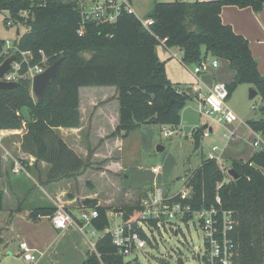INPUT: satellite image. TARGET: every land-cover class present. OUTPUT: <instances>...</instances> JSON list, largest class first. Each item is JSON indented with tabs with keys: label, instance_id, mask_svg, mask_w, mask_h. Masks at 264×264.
Listing matches in <instances>:
<instances>
[{
	"label": "trees",
	"instance_id": "1",
	"mask_svg": "<svg viewBox=\"0 0 264 264\" xmlns=\"http://www.w3.org/2000/svg\"><path fill=\"white\" fill-rule=\"evenodd\" d=\"M226 6L260 12L264 1L163 3L155 0L150 17L155 25L151 31L135 14L123 13L114 24L86 23L84 34L80 35L83 19L76 2L55 0L40 5L36 0H0V13H10L12 27L17 28L18 35V27H27L25 36L15 40L21 50L32 51L37 61L41 58L39 52L44 51L49 66L64 58L61 72L43 100L32 99L30 81H21L19 88L0 91V131L18 130L26 123L23 152L35 157L37 162L48 164L47 179L57 182L83 174L89 168L57 132L59 128L80 127L81 88L118 90L120 121L111 137L119 133L128 137L145 125L172 129L180 126L182 111L197 94L192 93L190 86L174 84L168 78L166 64L157 53L164 39H167L166 48L181 49L185 66H198L209 55L227 60L236 74L228 86L230 95L238 86L249 84L264 96V77L248 40L222 21L221 12ZM23 12L27 15L22 16ZM5 46L6 40L0 38V55ZM85 50L94 51L95 56L84 59L81 54ZM24 108L29 110V119L22 114ZM250 127L262 132L264 121L251 122ZM199 141L197 138L196 148ZM2 169L0 147V173ZM230 169H235L238 180L224 174L219 162L203 161L187 181L192 188L190 202L194 209H209L217 206L216 197L220 195L222 209L231 211L235 221L232 234L237 246L235 264H264V151L258 152L249 163L234 161ZM220 184L223 187L218 190ZM86 204L99 212L91 221L92 227L98 232L109 228V210L97 200H87ZM3 209V196H0V211ZM142 210L138 204L125 207L120 214L128 224ZM56 211L55 207L42 206L33 210L30 219L52 217ZM84 264H125V256L118 253L111 235L106 234L97 242L96 250L88 253Z\"/></svg>",
	"mask_w": 264,
	"mask_h": 264
},
{
	"label": "rangeland",
	"instance_id": "2",
	"mask_svg": "<svg viewBox=\"0 0 264 264\" xmlns=\"http://www.w3.org/2000/svg\"><path fill=\"white\" fill-rule=\"evenodd\" d=\"M61 1L76 2L80 6L86 0ZM157 1L193 3L198 0ZM132 3L134 12L141 21L150 19L153 15L155 0H132ZM224 9H227V6ZM9 14L8 11L0 13V38L16 40L18 37L25 36L27 27H18V35L16 27L7 28L5 26L6 18L10 17ZM81 55L88 60L95 56V52L85 50ZM28 59L31 58L28 57ZM43 59L38 57L37 61L35 55L31 65L35 66L41 63ZM172 60L183 69L177 59L172 57ZM201 64L204 65L205 69L199 78L206 87H211L216 83L229 86L235 79L236 74L225 59L214 58L209 55ZM45 65L46 69L50 67L49 60L46 59ZM194 68L191 66L192 71L187 69L184 71L187 81L191 80L196 85L197 79L191 74ZM174 73H176L175 70ZM173 80H175L173 81L174 84L181 82L176 81V79ZM30 82V96L34 101H37L33 93V81ZM94 89H96L95 91H104L101 88ZM252 89H255L253 85L242 84L230 95L228 106L242 120V122L239 121L234 124H218L201 115L198 110L199 101L194 100L188 102L182 115V124L173 129L145 125L133 131L128 137H123L119 133L114 137L93 139L92 135L95 136L96 131L94 132L92 128L89 129V123L86 122L83 131H71L70 135H74L72 140L77 139L75 143L78 145H75V150H73L84 159L89 168L83 174L73 178L50 182L47 179L50 166L45 162H37L35 157L25 153L26 156L17 159L21 164L23 162L29 172V176L25 174L19 176L21 179L19 186L24 188L26 192L20 201H24L25 204L22 205L25 206L33 205V210L42 206H52L56 209L62 207L72 213L74 218L82 219V210L91 209L86 201L97 200L101 206L109 210L108 216L112 229L125 224L123 215L115 217L116 214H120V211L125 207L141 204L155 187L163 188L173 194L184 189L189 177L201 166L203 161L209 158L214 147L218 148L219 164L224 174L227 175L234 161L249 163L258 152L264 151V146L254 147V142H260L261 137L264 141V131L260 132L261 137L258 139L256 132H253L247 123V120H250L249 117L260 116L264 108V96L262 94L259 93L253 100L250 99ZM91 90L92 88H85L80 93V100L83 108L87 110V117L95 116L97 110L91 109L94 105L88 98ZM111 93L110 91L107 94ZM109 107H113L112 103L109 104ZM22 114L26 118H30L27 108L22 110ZM195 124H198L199 128L194 129ZM205 126L213 129V132L208 130L209 136L207 137L203 136L207 132V129L205 131L202 129ZM60 129L57 132L63 139ZM169 131H173L174 134L167 137L166 133ZM2 132L5 134L1 147L2 152H5L3 147H6L10 152L18 155L16 149H18V143H21L22 149L24 136L27 133L26 123L21 129H5ZM99 133L98 128L97 135ZM197 138L200 139L199 148H196ZM117 139L120 144H117ZM159 146L164 147V150L158 151ZM34 160L35 162L32 164ZM13 162L10 159L9 164L11 165ZM154 167L161 169L158 175L153 173ZM3 183H6L4 179ZM6 189L8 188L6 187ZM1 190L0 176V192ZM51 192L53 193L51 194ZM16 204L18 205L19 202L16 201ZM6 215L4 211H0V232L5 238V244H7L6 248L1 245L0 264H83L89 250H92L89 240L96 243L104 235V232L96 231V236L93 237L91 234H93L94 229L89 224L84 226L85 233L73 225L68 230L59 231L55 229L52 220L49 218L36 222H28L26 218H23L24 222L20 224L17 220L19 217L17 214L11 227H6L8 222ZM75 228L78 230L74 231ZM66 231L69 234L62 237ZM176 231H179L178 236L175 235ZM148 234L152 243L132 255L125 256V264H178L179 258H182L185 264H205L203 258L206 236L201 229L197 216L188 222L181 219L173 220L170 227L160 232L156 229L148 230ZM22 242L36 256L34 263L26 261L24 255L20 253L19 245Z\"/></svg>",
	"mask_w": 264,
	"mask_h": 264
},
{
	"label": "built area",
	"instance_id": "3",
	"mask_svg": "<svg viewBox=\"0 0 264 264\" xmlns=\"http://www.w3.org/2000/svg\"><path fill=\"white\" fill-rule=\"evenodd\" d=\"M35 1V0H33ZM40 5L47 4L55 0H36ZM82 16V27L78 31L80 35L84 34V26L86 23L97 24H114L118 21L123 13L135 14L130 0H86L80 5ZM27 15L26 12L22 16ZM136 15V14H135ZM7 19V27L13 26V19L10 16ZM143 26L151 31V27L155 25L153 18L142 21ZM167 39L161 41L165 45ZM43 61L35 66L31 65L34 61L35 54L32 51H23L15 43V40H6V46L0 55V66L2 62L9 57L15 55L16 60L11 64L10 70L3 76L2 80L9 83H21V81H33L34 78L46 70V59L48 57L44 51H40ZM24 57L23 59H20ZM28 57L31 59L29 60ZM21 60V61H20ZM24 64L27 70L24 71ZM217 65L216 62H214ZM205 69L204 65L200 64L194 69V74L197 79V84L193 86V90L197 93L199 101V113L213 122L218 124H234L242 122L238 115L229 108L228 99L230 97L229 88L225 84L216 83L211 87H206L200 80L199 75ZM174 134L173 131L166 133L167 137ZM204 136H209V132H205ZM5 139L4 132L0 131V147H2ZM259 146V142L255 143ZM218 148L214 147L209 154L208 160L219 162L217 156ZM24 166L20 162H15L14 171L19 173ZM161 169L159 167L153 168V173L158 175ZM185 188L180 192L170 193L163 188L155 187L143 199L141 205L143 207L140 216L132 223L118 225L115 228H107L104 230V235L110 234L113 245L117 248L120 255L128 256L135 252L144 249L148 244L152 243L149 237L148 230H161L170 227L171 221L181 219L188 222L195 216L199 218L201 229L203 230L205 238V264H235L237 257V246L232 237L235 221L233 213L222 209V200L220 195L216 197V204L212 208L194 209L190 200L192 198V188L189 187L188 182L185 183ZM223 187V184L218 186V190ZM99 216L96 209L84 211L82 213V220L85 224L91 226V221ZM121 216L116 214L115 217ZM54 227L57 230L65 231L70 226L76 225L80 231L85 233L83 224H78L74 217L60 207L51 217ZM93 228V227H92ZM94 229V228H93ZM94 229L93 237L96 236ZM102 236V237H103ZM101 237V238H102ZM100 238V239H101ZM99 239V240H100ZM98 240V241H99ZM97 241V242H98ZM96 243L91 242L92 251L96 250ZM24 258L27 261L35 262L36 256L29 251L25 243L20 244Z\"/></svg>",
	"mask_w": 264,
	"mask_h": 264
},
{
	"label": "crops",
	"instance_id": "4",
	"mask_svg": "<svg viewBox=\"0 0 264 264\" xmlns=\"http://www.w3.org/2000/svg\"><path fill=\"white\" fill-rule=\"evenodd\" d=\"M130 1L132 3V0H130ZM132 7H133V3H132ZM221 17H222V21L224 22V24L230 25L233 28V30L235 31V33H237L238 35L244 36L248 40L250 49L252 51V55L258 64L259 72L264 77V8L260 12H255V11H253L252 8H238L235 6H227V9H224V10L222 9ZM157 53H158L159 58L162 61H164L166 64L167 76L171 80V82L174 83L173 81H175V80H173V79H176V81H181L178 84H182L183 87H189L190 86L193 90V86H195V84L192 83L191 80L187 81V77H186V74L184 71L185 69H187L188 71L189 70L192 71L190 69L191 66H185L183 64V62H182L183 53H182L181 49L178 47L166 48L165 45L161 44L157 47ZM179 56H181V59H179ZM172 57L174 59H177L180 62L183 69L175 64V61L172 60ZM173 69L175 70L176 73H174ZM191 74L196 78L194 71ZM86 88H92V90L89 91L90 93L88 92L89 93L88 98L91 100V103L94 104V105H92L91 109L93 111L95 109H97L96 115L87 117V110H85L83 108L81 100H80V115H81L80 127L78 129H64V128L60 129V132H61V135H62L64 141L72 149H74V146L75 145L77 146L78 144L75 143L77 139H75V141L72 140L74 135H70L71 134L70 132L71 131L78 132V130L80 132L83 131L85 128L86 122L89 123V125H88L89 129L92 128V129H94V132L96 131V135H97V129L99 128V132H100L99 135H97V136L92 135L93 139H95L97 137L99 139H105L107 137H111V135L116 131V129L119 125V121H120L118 90L115 87H86ZM94 88H101L104 91H95L96 89H94ZM106 88H108V89H106ZM110 88H114V89H110ZM83 89H85V88L80 89V93H81V90H83ZM108 90H110L112 93L107 94L108 92H110ZM192 93L197 94L195 92V90H193ZM101 95H104V96H101ZM197 96L196 97L194 96L193 100L198 102ZM80 99H81V96H80ZM94 99H95V102H94ZM117 102H118V104H117ZM111 103L113 105L112 108L109 107V104H111ZM187 105H188V103H187ZM187 105L184 108V110L182 111V115L184 114V112L187 108ZM198 110H199V105H198ZM249 118H250V120H247V123L249 126H250L251 122L264 121V108H263L260 116H258L256 118H252V117H249ZM182 120H183V116H182ZM181 124H182V122H181ZM196 128H199L198 124H195L194 129H196ZM202 129L204 131L206 129H207L206 131H208L210 129V131L213 132V129L209 126H207L206 129L205 128H202ZM252 131L256 132L254 130H252ZM256 135H257V138L260 139V137H261L260 132H256ZM203 136H204V134H203ZM116 142H117V144H120V141L118 139L116 140ZM256 142H258V141H256ZM256 142H254V147H256L255 146ZM262 146H264V141L262 140V137H261V140L259 142V146L256 148H260ZM3 149L5 152L4 153L2 152L3 169H2V172L0 173L1 181H2V190L0 192V196H3V199H4L3 211L7 214L6 219L8 222L6 223V227L7 226L11 227L13 221L15 220L14 217L16 214L19 215V217H17V220H18V223H20V224H22L24 222L23 218H26L28 222H36L38 220H43L46 218L51 219V217H49V216H42V217L38 218L36 221L31 220L30 215L33 212V205L25 206V205H22V204H25V202L20 201L25 196L26 192H25L24 188H21V186H19V181L21 180L19 178V176L23 175V174L29 176L28 169L23 165L22 161H21L22 165L24 166L23 170L19 173H16L14 171L15 162H17V159L21 158V156H26V154L21 149V143L20 144L18 143V149H16L18 152V155L15 154L14 152H10V150H8L6 147H3ZM30 158L34 159L33 157H30ZM10 159L12 160V162L14 161L11 165L9 164ZM34 162H35V160L32 161V164H34ZM202 163L200 165H202ZM3 179L6 182L5 184L3 183ZM6 187L8 189H6ZM52 193L53 192H51V194ZM16 201L19 202L18 205L16 204ZM84 211H89V209L88 210H82V213ZM70 214L72 215V213H70ZM72 216L74 217V215H72ZM74 219L78 224L85 225V223L82 219H78V218L77 219L74 218ZM73 226H76V225H73ZM70 227H72V226H70ZM91 227H92V225H91ZM73 230L77 231L78 229L75 228ZM59 231H61V230H59ZM67 232L68 231H66L65 232L66 234H64L62 237L67 236L69 234ZM0 239L2 240L0 242V251H1V245H3V247H5V248L7 247V244H5V238H3V235L1 232H0ZM89 243L91 244V240H89ZM19 250H20V245H19ZM89 252H90V250H89ZM20 253H22L21 250H20ZM87 256H88V254L86 255V258H87ZM85 260H84V262H85ZM28 262H30V261H28ZM84 262H83V264H84ZM32 263H34V262H32ZM69 264H74V263H69Z\"/></svg>",
	"mask_w": 264,
	"mask_h": 264
},
{
	"label": "water",
	"instance_id": "5",
	"mask_svg": "<svg viewBox=\"0 0 264 264\" xmlns=\"http://www.w3.org/2000/svg\"><path fill=\"white\" fill-rule=\"evenodd\" d=\"M16 60V56L13 55L6 59L3 64L0 66V91L11 90L21 87L20 83H9L2 80L3 76L10 70L11 64ZM64 61V58L56 61L53 65L47 68L43 73L37 75L33 80V93L35 97L39 100H43L47 93L48 88L50 87L52 81L56 79L61 72V64ZM258 95V91L252 89L250 92V99L253 100ZM205 129L207 126L204 127ZM164 147L159 146L158 151H163ZM228 175L234 180L239 179V175L236 173L235 169H230ZM176 236L179 235V231H176ZM178 264H185L182 258L178 259Z\"/></svg>",
	"mask_w": 264,
	"mask_h": 264
}]
</instances>
